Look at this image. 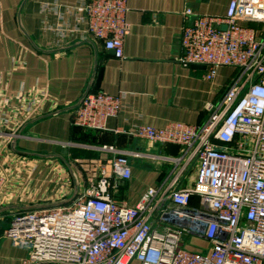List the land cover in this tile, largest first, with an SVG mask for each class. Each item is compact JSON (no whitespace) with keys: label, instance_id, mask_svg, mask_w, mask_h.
<instances>
[{"label":"built area","instance_id":"1","mask_svg":"<svg viewBox=\"0 0 264 264\" xmlns=\"http://www.w3.org/2000/svg\"><path fill=\"white\" fill-rule=\"evenodd\" d=\"M42 9L49 48L100 41L117 58L124 57L131 30L128 0H79L67 8L53 2ZM185 15L178 61L185 67L206 66L209 81L222 66L236 71L218 99L206 103L202 123L132 124L124 130L178 145L179 154L167 158L171 173L130 205L115 192L119 181L132 178L130 154L140 153L103 145L113 155L100 171L88 170L85 189L78 192L69 179L63 182L58 200L72 192L75 198L13 213L3 236L27 251L23 264H264V0H231L224 16L196 14L191 8ZM125 98L88 92L72 122L106 131L109 118L128 107ZM19 100L0 119L5 146L21 137L19 129L41 116L52 99L46 92H24ZM194 170V182L183 186ZM3 188L0 177V197ZM191 240L206 246L195 249Z\"/></svg>","mask_w":264,"mask_h":264},{"label":"crops","instance_id":"2","mask_svg":"<svg viewBox=\"0 0 264 264\" xmlns=\"http://www.w3.org/2000/svg\"><path fill=\"white\" fill-rule=\"evenodd\" d=\"M78 1L0 0V119L19 105L21 93L46 92L52 99L41 116L19 129L21 137L7 146L0 139V177L4 179L0 264H23L27 256L26 250L3 236L13 213L75 198L72 192L58 200L63 182L69 179L78 192L85 189L88 170L100 171L101 163L113 155L103 145L140 153L130 154L132 178L119 181L115 192L118 199L136 205L150 186L169 176L172 164L167 158L178 155L180 147L136 138L124 130L132 124L163 128L171 122L202 123L206 103L218 99L236 71L222 66L209 81L206 66L185 67L178 61L186 9L224 16L231 0H128L131 30L122 59L100 41L49 48L51 36L43 29V5L56 2L67 8ZM49 20L55 22L57 17L51 14ZM97 91L125 94L128 107L109 118L106 131L74 125L73 112L82 96ZM195 179L196 170L182 185L189 186Z\"/></svg>","mask_w":264,"mask_h":264},{"label":"rangeland","instance_id":"3","mask_svg":"<svg viewBox=\"0 0 264 264\" xmlns=\"http://www.w3.org/2000/svg\"><path fill=\"white\" fill-rule=\"evenodd\" d=\"M41 206H48L47 204H43ZM189 242V241H188ZM192 242V247H194L195 249H199L198 246H203V248H205L206 245H204L203 242H201L200 240H191L190 243ZM203 244V245H202Z\"/></svg>","mask_w":264,"mask_h":264},{"label":"water","instance_id":"4","mask_svg":"<svg viewBox=\"0 0 264 264\" xmlns=\"http://www.w3.org/2000/svg\"><path fill=\"white\" fill-rule=\"evenodd\" d=\"M222 28H223V29H226V26H223ZM112 52H113V51H112ZM113 53H114V52H113ZM87 93H88V92H86V94H87ZM86 94H84V95H86ZM84 95H83V96H84ZM79 102H80V101H79ZM78 104H79V103H78ZM77 106H78V105H77Z\"/></svg>","mask_w":264,"mask_h":264}]
</instances>
